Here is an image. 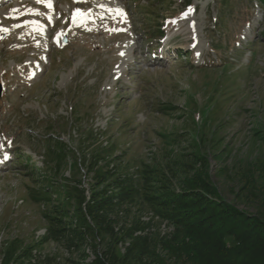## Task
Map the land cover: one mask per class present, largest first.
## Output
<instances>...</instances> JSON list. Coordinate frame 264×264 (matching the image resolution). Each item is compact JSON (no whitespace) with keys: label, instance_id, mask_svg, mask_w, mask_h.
Here are the masks:
<instances>
[{"label":"rangeland","instance_id":"obj_1","mask_svg":"<svg viewBox=\"0 0 264 264\" xmlns=\"http://www.w3.org/2000/svg\"><path fill=\"white\" fill-rule=\"evenodd\" d=\"M26 1L0 4V264H112L129 232L170 231L149 206L86 173V137V145L112 144L130 170L144 163L188 180L195 167L231 207L264 209V43L254 44L264 7L256 0ZM165 43L170 53L158 57ZM51 135L65 145L58 178L83 192L78 207L51 179L50 197L61 202L54 237L31 197V188H47L33 170ZM22 158L27 166L11 165Z\"/></svg>","mask_w":264,"mask_h":264},{"label":"trees","instance_id":"obj_2","mask_svg":"<svg viewBox=\"0 0 264 264\" xmlns=\"http://www.w3.org/2000/svg\"><path fill=\"white\" fill-rule=\"evenodd\" d=\"M259 1L264 5V0ZM87 133L94 136L92 131ZM89 140L83 138L81 148L86 173H93L94 177H102L103 183L111 184L109 191L115 196L146 204L170 228L169 232L158 236H152L151 232L149 235L129 232L123 237V242H128L124 252L117 258L115 255L109 258L112 264H264V209L258 208L253 214L231 207L216 196L195 167V174L188 180H181L174 173L166 177L160 174V168L144 163L130 170L113 156L112 144H103L100 138L84 144ZM64 147L62 140L48 137L44 162L33 170L40 175L39 182L46 180L47 188H31V197L45 207L43 217L49 223L51 237L57 234L53 222L61 209L59 197H50L49 187H54L55 192L58 190L51 179L57 184L63 181V196L70 198V202L78 207L82 203V190L69 179L58 178ZM113 184L116 185L112 187Z\"/></svg>","mask_w":264,"mask_h":264},{"label":"snow or ice","instance_id":"obj_3","mask_svg":"<svg viewBox=\"0 0 264 264\" xmlns=\"http://www.w3.org/2000/svg\"><path fill=\"white\" fill-rule=\"evenodd\" d=\"M36 2L37 3H44L45 2V0H36ZM47 2L50 4L51 3V0H47ZM76 2L77 3H79V2H82V0H76ZM80 9H76V12L77 13H80ZM117 11H119V12H121V14L123 15L124 13H123V10L122 9H117ZM193 11V9H189L188 10V13H185V16H187L190 12H192ZM193 29H195V24H193ZM122 55H124L123 53H122ZM198 55H199V53H198ZM11 144V142H9V145ZM0 147H2V145H0ZM9 157L7 156V154H5L4 155V159H8Z\"/></svg>","mask_w":264,"mask_h":264},{"label":"bare ground","instance_id":"obj_4","mask_svg":"<svg viewBox=\"0 0 264 264\" xmlns=\"http://www.w3.org/2000/svg\"><path fill=\"white\" fill-rule=\"evenodd\" d=\"M21 1V0H20ZM27 2V1H26ZM28 3V2H27Z\"/></svg>","mask_w":264,"mask_h":264}]
</instances>
